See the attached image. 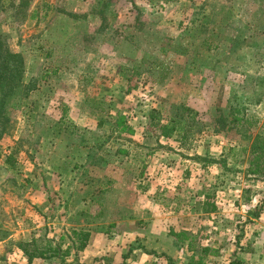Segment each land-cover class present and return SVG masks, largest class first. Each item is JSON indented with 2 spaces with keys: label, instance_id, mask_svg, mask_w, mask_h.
<instances>
[{
  "label": "rangeland",
  "instance_id": "1",
  "mask_svg": "<svg viewBox=\"0 0 264 264\" xmlns=\"http://www.w3.org/2000/svg\"><path fill=\"white\" fill-rule=\"evenodd\" d=\"M5 50L24 66L3 104L0 264H27L21 244L57 248L31 264H82L57 255L72 231L62 209L71 191L94 214L84 192L109 189L112 176L165 193L194 160L223 165L227 178L253 169L249 147L264 140V0H0ZM133 66L145 72L128 82L121 68ZM95 101L105 113L92 112ZM171 105L204 125L191 144L150 125V116L166 121Z\"/></svg>",
  "mask_w": 264,
  "mask_h": 264
},
{
  "label": "crops",
  "instance_id": "2",
  "mask_svg": "<svg viewBox=\"0 0 264 264\" xmlns=\"http://www.w3.org/2000/svg\"><path fill=\"white\" fill-rule=\"evenodd\" d=\"M221 158L225 166L241 165ZM103 163L87 164L99 168ZM186 170L183 177L168 180L170 189L165 193L164 187L135 190L124 178L112 176L109 189L84 192L93 196L94 214L78 209L85 195L69 192L62 209L70 230L88 233V240L83 250L75 251L72 242H77L70 236L64 243V251L71 246L67 256L80 258L82 264H260L264 260V184L252 180L260 175L249 171L244 179L227 178L222 175L223 165L199 160ZM195 172L201 175L196 177ZM154 180L157 185L165 183ZM121 185L125 189L119 191ZM185 185L190 189L184 190ZM161 196H170L169 208L160 202Z\"/></svg>",
  "mask_w": 264,
  "mask_h": 264
},
{
  "label": "trees",
  "instance_id": "3",
  "mask_svg": "<svg viewBox=\"0 0 264 264\" xmlns=\"http://www.w3.org/2000/svg\"><path fill=\"white\" fill-rule=\"evenodd\" d=\"M23 60L21 55L12 53L9 50L0 52V137L7 135L6 130L9 128V117L3 112V104L5 102L6 94L11 93L12 88L20 86L22 73H23ZM141 66H133L131 69L121 68V76L128 82L138 77L145 71L140 68ZM127 73V74H126ZM2 95V96H1ZM105 104L102 101H95L91 105L92 112L105 113L103 110ZM171 114L166 121H161V118L150 116V125L156 121L155 127L159 130V136L169 138L174 135L179 136L181 144H191L196 140L197 136L202 132L204 125L199 124L189 114L192 111L184 105H171ZM238 121V119H233ZM249 163L253 165L250 170L252 174L264 173V140L259 135H256L249 147ZM77 242L75 245L72 242V248L75 251H81L85 247L88 240V233L72 231L71 235ZM74 244V245H73ZM27 258V264H31L34 258L49 259L54 258L57 248L38 250L37 248L29 249V244L19 245ZM71 247V246H70ZM68 247V248H70ZM63 251L58 256L65 257L69 253V249ZM200 264V261L199 263Z\"/></svg>",
  "mask_w": 264,
  "mask_h": 264
}]
</instances>
